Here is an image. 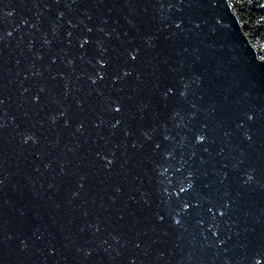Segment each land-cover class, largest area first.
I'll return each instance as SVG.
<instances>
[{
  "label": "water",
  "instance_id": "obj_1",
  "mask_svg": "<svg viewBox=\"0 0 264 264\" xmlns=\"http://www.w3.org/2000/svg\"><path fill=\"white\" fill-rule=\"evenodd\" d=\"M70 2L0 4V264H264V59L230 1ZM96 39L109 65L93 85ZM136 46L121 65L131 75L114 83ZM181 199L192 207L176 226L168 202Z\"/></svg>",
  "mask_w": 264,
  "mask_h": 264
},
{
  "label": "snow or ice",
  "instance_id": "obj_2",
  "mask_svg": "<svg viewBox=\"0 0 264 264\" xmlns=\"http://www.w3.org/2000/svg\"><path fill=\"white\" fill-rule=\"evenodd\" d=\"M76 2H77V0H71V2L69 3L68 6L69 7L74 6L76 4ZM3 3H4V0H0V4H3ZM170 6H172V5H170ZM69 23H71V21H69ZM73 27H75V25H73ZM177 27H179V24H177ZM99 30L102 31V32L104 31L102 28L99 29ZM86 31H87V33H91L93 31V29L86 26ZM9 35H10V33H9ZM68 35H71V32H69ZM104 35L105 36H109L110 33L105 32ZM143 40H144L145 45L148 46L149 48L155 47L154 41L156 40V37L153 34H151V33L146 34L143 37ZM91 41H92V37L90 35H84V36L80 37V48L82 50L85 49V45H87ZM45 43L47 44V43H49V41L45 40ZM95 46L100 51V55L99 56H96L94 58L95 59V63L93 64V67L95 68L96 65H99V68L97 69L96 74L95 75H89V77H88L89 80L91 81V83L93 85L97 84V81L98 80H103L105 78V76L107 75V73L104 71V69L107 68L108 65H109V59L105 58V56H104V53L107 52V48H105V46H104V41L102 39H96L95 40ZM125 51L127 53L126 57H124L121 60V64H117L114 67V73L115 74H112V76H111V79H112V81L114 83L117 82V81H119V80H121L124 77H127V76L131 75V71L127 67H123L121 65H126L129 61H136L138 59V56L140 54L141 49H140V47L136 46V47L127 48V49H125ZM80 55L82 57H84V56L87 55V53H86V51H81ZM88 62L89 63H92V60L89 59ZM69 63H72V61H69ZM116 69H118V72L115 71ZM41 91H43V89H41ZM96 91L98 93H102V89H100V88H97ZM170 92H172V89L171 88H168L166 91H164L161 94L162 99L166 101L168 99V96H169V93ZM180 95L183 97L185 95V93L182 91L180 93ZM33 99L38 100L39 97L37 96V97H34ZM110 99H113V103L111 105L112 110L115 111V112H117V113L121 112L122 105H121L120 100L118 98H111V97H110ZM80 103H81L80 101H77V104L78 105ZM60 115H64V113L61 112ZM52 119L55 120L56 117L53 116ZM248 119L249 120L253 119V116L251 114H249L248 115ZM120 122H121L120 120H117L115 122V124H113V127H115L116 124H119ZM68 124H69V121L68 120H65V125L67 126ZM82 127H83L82 124H77L76 125L77 131H79ZM203 127H206V125H204ZM130 134H131V129H125V135L127 136V135H130ZM142 134L148 140H151L152 139V136L150 134V130H142ZM226 135H227V133H226ZM244 135H245V138L246 139L251 140V136L248 135L247 132H245ZM170 138L171 137L169 135H165L164 136V140H169ZM206 138H207L206 135L202 131L201 132H197L195 134V141L197 143L204 142L206 140ZM24 140H25V142H27L28 140H31L34 143L35 142H38V138L36 136L30 135V134L25 135ZM160 147H161V144L160 143H156L155 144V148L156 149H159ZM205 151H207V149H205ZM97 155L100 156L101 154L100 153H97ZM162 155H163L164 158H167L168 156L171 155V153L165 151V152L162 153ZM193 155H195V153H193ZM102 158L108 162V165H111V163L113 162V160L110 159L107 156H104ZM46 167H47V165H46ZM161 167H162L161 164L155 163L154 170H158ZM166 170L167 169H165V171ZM193 175H194L193 172H191V171L188 172V176L189 177H192ZM225 175H227V174H225ZM245 175L247 177L245 183L251 182L253 180V175L250 172L249 173H245ZM2 183H3V181L0 180V184H2ZM193 186H194V181L189 180L186 185L180 187L179 192H177L176 195L179 197L180 196V193H184L186 190L192 189ZM80 187L81 188L84 187L83 183H80ZM116 191L119 192L120 189L117 188ZM162 191L164 193H167L168 192V189L167 188H163ZM77 194L78 193H73V195H77ZM225 195H228V193H225ZM204 199H210V198L209 197H204ZM145 203L146 204H149L150 201H148L147 198H145ZM168 203H169V209H168L167 214L171 216V220L173 222V225L182 226L181 225V218H180L179 213L184 212V213L187 214V210H189L190 207H192V205L189 202H187L186 200L181 199L180 200V207L178 209H174V208L171 207L170 201ZM213 206L217 207V210L219 212L220 217H224L225 215H227V210L229 208V202L228 201H224L222 205L213 202ZM208 211L211 212L212 211V207H209ZM21 214L23 215V213H21ZM155 217H156V220L157 221H163L164 220V216L161 215L158 212L155 213ZM225 222L227 223V221H225ZM196 223L197 224H203L204 221L202 219H198L196 221ZM98 230H99V228H97V231ZM213 234L215 235L216 233L214 232ZM116 238H118V237H116ZM21 243H24V242L22 241ZM219 243L220 244H224L225 241L224 240H220ZM241 246L243 247V245H241ZM257 256L264 257V247H261L259 249V251L257 252ZM132 264H134V261L132 262ZM256 264H260V262H259L258 259L256 260Z\"/></svg>",
  "mask_w": 264,
  "mask_h": 264
},
{
  "label": "trees",
  "instance_id": "obj_3",
  "mask_svg": "<svg viewBox=\"0 0 264 264\" xmlns=\"http://www.w3.org/2000/svg\"><path fill=\"white\" fill-rule=\"evenodd\" d=\"M244 33L264 59V0H229Z\"/></svg>",
  "mask_w": 264,
  "mask_h": 264
}]
</instances>
